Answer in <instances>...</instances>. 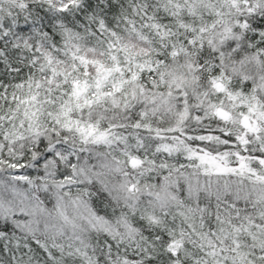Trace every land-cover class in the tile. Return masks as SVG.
<instances>
[{"label":"snow or ice","instance_id":"snow-or-ice-1","mask_svg":"<svg viewBox=\"0 0 264 264\" xmlns=\"http://www.w3.org/2000/svg\"><path fill=\"white\" fill-rule=\"evenodd\" d=\"M0 264H264V0H0Z\"/></svg>","mask_w":264,"mask_h":264}]
</instances>
